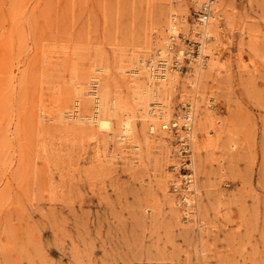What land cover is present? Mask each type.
<instances>
[{
  "label": "rangeland",
  "instance_id": "rangeland-1",
  "mask_svg": "<svg viewBox=\"0 0 264 264\" xmlns=\"http://www.w3.org/2000/svg\"><path fill=\"white\" fill-rule=\"evenodd\" d=\"M203 1L0 0V264H264V0L213 3V67Z\"/></svg>",
  "mask_w": 264,
  "mask_h": 264
},
{
  "label": "bare ground",
  "instance_id": "bare-ground-1",
  "mask_svg": "<svg viewBox=\"0 0 264 264\" xmlns=\"http://www.w3.org/2000/svg\"><path fill=\"white\" fill-rule=\"evenodd\" d=\"M217 0H204L200 6L201 9H206L207 12H208V17L205 21L203 22H199L198 20H194L193 21V30H195L196 32H194V37H196L198 40H199V44H198V55H197V59L201 58L198 62L199 64H206V65H210V67H213V66H217L216 65V60L214 59L215 57V52L212 51V48L210 47L207 53V56L206 54L203 52V49L204 47L206 46V44L208 43V38L211 36H213V38H217L218 36V29H219V26L215 20V15H214V12L212 10V5L214 2H216ZM211 14V17L212 19L208 21L209 19V16ZM184 19V18H182ZM208 21V22H207ZM197 26H200V27H197ZM172 39H174L172 37ZM171 39V40H172ZM173 41V40H172ZM209 44V43H208ZM171 45V44H169ZM167 45V46H169ZM171 47V46H169ZM172 48V47H171ZM207 48V46H206ZM152 49V43H148L147 46H146V53L147 54L149 51H151ZM167 48H163L161 49V47H157L156 50H155V55L154 57H158V56H162V55H166V51ZM148 51V52H147ZM177 50H174L173 54H177L176 53ZM145 54H143L142 56L139 55V58H138V66L135 67V68H131L128 73H132V74H137L138 76H140L139 74L141 70L139 69H147L149 68V71L147 72V79L145 80V82H137L135 85L134 84H130L131 86H134L136 88H140L142 86H144L146 84V87H143V89L145 90V88H149L148 90H150L151 92H153L154 94H157L159 93L162 89L161 87H164V89L166 91L169 90V88L171 87L172 83H174L175 79H176V74H171L169 75V78H168V81H161V85L160 86H157L156 88L153 87V85H151V83H158L156 81H154L155 79L157 80H160V78H166V75L168 74V71H170V67L169 65H166V59L164 58H161L159 60L162 61V63H160V65H162V69H161V72H158L157 68H155L154 64H153V57L146 60L145 58H143L145 56ZM179 56V55H178ZM204 59H203V57ZM209 56V57H208ZM141 57V58H140ZM199 57V58H198ZM209 60V61H208ZM137 62V63H138ZM96 73L93 74L91 77H90V80H89V90L86 91V94H88V98H86L87 101H91L93 102V110H92V113L91 114H82L79 112V105H80V101L78 99H74L73 100V104H72V111L67 114L68 118H74L76 120L78 119H83V118H86V119H89L91 122H97L98 124V127H101V128H108L110 126V120L109 118L105 117V116H100V113H99V101H100V97L97 93V83H98V79H99V73H102L104 71V68L103 66H98L96 67ZM145 74V72L143 73ZM145 77V76H144ZM129 80V79H128ZM106 87H108V84H106ZM147 91V89H146ZM149 91V92H150ZM160 94V93H159ZM68 98H72V94L68 97ZM154 104V102H153ZM155 104L159 105L158 102H156ZM157 105H154V106H157ZM155 111H159L160 108L159 106H157V109H153ZM192 110V109H191ZM191 110H185L184 113L186 112V117L188 119H192L193 116H194V113L193 111ZM148 112H152V110H148ZM155 114V113H154ZM39 116V115H38ZM182 118H184L185 120V116H181ZM190 120H185V122L183 123V126L185 127V130H186V126H185V123H189ZM168 123H170L171 125L168 126V124H165V122H162L161 123V127H165V129H172L170 127H172L173 125H177V121H175V119H172L170 121H168ZM189 126V125H188ZM190 127V126H189ZM124 129H122L123 131L121 132H115L114 133V136L117 138L118 141L122 142L124 141L127 137H128V134L127 132L131 129V126L129 124V122H126L123 126ZM152 129H153V126H152ZM184 130V129H182ZM181 135V134H178V136ZM189 136L190 138L193 137V134H192V131H189ZM185 137V136H184ZM186 147V146H185ZM179 150V148H178ZM177 168V167H175ZM190 168V166H189ZM189 173H190V179L188 182H185L184 186H185V190L187 191V186L189 185H192V182H193V172L191 170V168L189 169ZM177 174V173H176ZM177 178H178V181L179 179L181 180V178L178 177L177 175ZM177 185V183H176ZM182 189V190H184ZM181 190V191H182ZM189 192L191 191L190 189L188 190Z\"/></svg>",
  "mask_w": 264,
  "mask_h": 264
},
{
  "label": "built area",
  "instance_id": "built-area-1",
  "mask_svg": "<svg viewBox=\"0 0 264 264\" xmlns=\"http://www.w3.org/2000/svg\"><path fill=\"white\" fill-rule=\"evenodd\" d=\"M207 17H208L207 10L206 9H201V11H200V13H198L196 19L199 22H203V21H205L207 19ZM182 164L184 165V167H187V163L186 162H183ZM182 177H183L182 179H183L184 184H185V182L189 181L190 173L188 171V168H187V173L183 174Z\"/></svg>",
  "mask_w": 264,
  "mask_h": 264
}]
</instances>
